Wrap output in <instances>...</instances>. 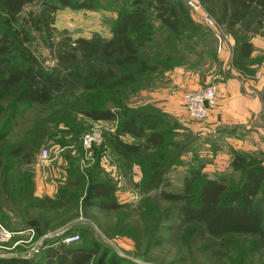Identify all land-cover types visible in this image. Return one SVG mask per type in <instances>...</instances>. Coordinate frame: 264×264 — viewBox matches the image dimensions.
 <instances>
[{
    "label": "trees",
    "instance_id": "1",
    "mask_svg": "<svg viewBox=\"0 0 264 264\" xmlns=\"http://www.w3.org/2000/svg\"><path fill=\"white\" fill-rule=\"evenodd\" d=\"M38 1H41L39 11L24 13L25 8ZM105 1L104 4L103 0L102 3L101 0H0V176L7 179L15 171L21 173L19 189L8 196H17L18 205L25 202L22 208L27 213L10 209L0 197V223L14 233L33 229L40 236V219L30 217L29 210H58L68 202L74 203L82 191L81 204L85 208L97 207L105 212L124 208L116 198L115 181L99 169V155L92 170L86 171L87 183L84 175L76 173V163L68 160L66 185L53 198L37 197L30 180L32 173L26 168L35 164L37 148L45 137L39 135L40 142L29 144L11 146L7 142L28 110L51 105L66 90H77L85 96V100L78 101L79 113L84 118L116 123L114 132L104 135L103 151H98L109 148L118 159L119 168L138 164L142 169L138 185L141 194L159 190L160 198L176 208L178 221L187 227V235L198 233L211 240L244 238L247 243L240 250L243 256L264 251V165L234 152L228 177L207 178L199 167L184 178L181 192L166 193V173L179 163L183 150L173 139L180 130L190 136L189 140L196 137L184 127L179 129L180 124L174 118L153 107H125L130 98L153 88L154 77L181 66L180 60L186 55L202 60L205 56L217 63L215 49L210 51L211 44L203 39L208 30L205 33L206 29L191 16L182 0ZM199 1L205 6L213 2ZM221 2L219 20L226 23L234 40L232 66L247 69L253 48L245 33L246 22L248 19L252 22V18L256 24L262 22L264 0ZM65 9L114 12L110 37L96 35L72 40L59 33L54 43L55 14ZM241 27L243 31H237ZM37 37L54 56L55 67H46L33 52L32 42ZM104 102L108 107L102 105ZM234 174H241L239 183L231 179ZM68 189L71 191L67 192ZM74 232L79 233L77 243L64 245L59 237L44 242L42 251L29 259L18 255L0 257V264H135L85 229L77 227L64 236H72Z\"/></svg>",
    "mask_w": 264,
    "mask_h": 264
},
{
    "label": "rangeland",
    "instance_id": "2",
    "mask_svg": "<svg viewBox=\"0 0 264 264\" xmlns=\"http://www.w3.org/2000/svg\"><path fill=\"white\" fill-rule=\"evenodd\" d=\"M103 1L105 4L106 1ZM182 1L186 6V0ZM40 4L41 1H38L32 6H28L25 8L24 13L39 11ZM206 6L203 5L208 14L221 27L222 32L226 36V42L234 41L232 35L228 32L226 23L219 20L221 17L220 8L222 7L221 0H213L207 8ZM108 13L111 12L106 10L98 12H73L68 9L58 11L55 14V41L53 42H57L59 33H65L72 40L79 38L91 39L96 35L108 39L112 23L110 16H107ZM113 14L115 13L113 12ZM191 16L193 17V15ZM252 19V22H249L251 19H248V22H246L248 23V31L245 33L251 40L259 37L260 41H264V19L259 24L254 23L255 18ZM239 30L243 31L242 27L237 31ZM203 39L204 41H208L206 43L211 44L210 51L214 49L216 52L218 51L217 43L209 31ZM31 48L36 56L44 62L46 67H55L56 61L54 56L45 47L39 37L32 42ZM251 60L252 62L246 65L247 69H235L240 71L243 76H251L253 70H250V66L261 64L263 57L257 56ZM180 64L181 66L173 68L158 77H154L156 80L153 84L151 83L152 81L149 84H152L153 88L161 87L166 81V75L179 68L206 74L212 67L215 70H219V72L223 67L220 62L214 63V61L205 58V56L204 60H202L195 55H186L180 60ZM251 78L253 79L254 77L251 76ZM210 84H214L213 81ZM83 94L82 91L66 90L63 94L57 96L51 105L34 106L18 121V125L9 136L7 142L11 146L20 143L29 144L30 142H40L37 141L39 135H42L43 138L45 137L40 142L39 148H37L38 155L36 162H39V155L42 151L46 150L49 152V164H52L54 169L58 168V173L61 174V177L56 180V183H58L56 192H58L63 184L64 186L66 185L67 178L66 172V177L62 182L63 168L56 165L60 158L63 160L67 159V166L68 160L74 161L76 163L75 166L78 167L76 173L84 175L85 183H87L89 178L86 177V171L92 170V165L96 163V157L99 155V169L105 176L109 175L112 181H115L117 199H120L123 205H125L124 208L116 212L101 211L97 207L85 208L81 204L82 191L79 192L78 199L74 203L68 202L58 210H46L44 212L35 211L34 209L29 210L28 215L30 217L38 216L40 219L42 234L37 236L34 231L33 238L31 234H24L27 239H24V242L16 246V248H10L13 245L14 238L6 243H0V257L18 255L29 259L42 251L46 246L44 242L55 240L59 237H68L64 236L66 235L65 233L79 227L91 232L103 245L135 264H264V251H259L251 256H243L241 254L243 250H240L247 243V240L244 238L227 237L211 240L198 233L187 235V227L181 225L178 221L176 208L160 198L159 190L144 195L141 194L138 186L142 179L141 167L134 163L132 166L126 165L124 168H119V164H117L118 159L110 152L109 148L106 147L104 150L107 151L102 152L104 135L106 137L111 125L116 127V123L93 122L84 118L79 113L81 106H78L79 100H85ZM135 98L136 95L130 98L129 101H126L125 107L130 109L142 106L153 107V110L155 108L162 114L173 118V116L163 112L152 104L136 105ZM102 105L108 107V104L105 102ZM177 123L180 124L179 129L184 127L196 139L189 140L190 136L184 130L177 132V137L173 139L174 142L183 146V150L180 151L179 163L172 166L166 173L165 181L168 183V186L164 188L166 193L181 192L184 178L191 170H197L199 167H201L202 173L207 178L219 179L225 176L228 177L231 174L229 165L234 152L246 154V157L255 158L264 165V114L256 119L250 127V130L254 129L252 133H256V137L250 141L249 150L237 151L229 148V145L227 146L229 142L225 140L231 135L229 131L224 132L223 135L206 131L195 133L194 130L201 131L197 130V128L202 127L198 122L189 123L186 119L183 122L177 121ZM194 125L197 127L196 129L192 128L195 127ZM187 126H192V130L189 128L188 130ZM96 128L101 132L103 142L99 148H93L89 160L88 157H85V152L81 146V139L84 135L97 130ZM236 132H240V134L243 132L244 134L245 127L240 128ZM8 144L5 145L6 150L7 146H9ZM99 149L102 150V153L98 151ZM35 164L31 168H26L32 173L28 174H30V180H33L34 187L36 178L34 174ZM134 167L138 168L139 173H137V176L132 172L134 171ZM112 171L115 173L112 174ZM240 175L234 174V177L231 179L235 183H239L241 179ZM116 177H119V180H116ZM21 179L23 180L19 171H15L7 179L1 175L0 197L3 203L10 209L15 211L19 209V211L21 210L26 213L22 208L25 202L20 203V207L17 196H8L14 189H19L18 184ZM69 191L71 189L67 190V192ZM262 198L260 199L262 200ZM24 213L23 216L29 219L30 217L24 215ZM0 225L3 226L1 223ZM72 234L79 236V233L74 232Z\"/></svg>",
    "mask_w": 264,
    "mask_h": 264
},
{
    "label": "crops",
    "instance_id": "3",
    "mask_svg": "<svg viewBox=\"0 0 264 264\" xmlns=\"http://www.w3.org/2000/svg\"><path fill=\"white\" fill-rule=\"evenodd\" d=\"M107 16H110L112 20L116 18L113 13H108ZM250 43L253 48L250 59L257 56L263 57L261 64L250 66V70H253L251 75L254 77L253 79L251 76H243L240 71L232 66L234 41H227L224 43L223 48L216 52V58L223 66L220 72L213 67L206 74L182 68L175 69L166 75V81L161 87L140 92L135 98L136 105L152 104L173 116L177 121L183 122L187 119L189 123H196L187 115L183 104V96L186 93L203 89L213 81L217 90L216 105L210 110L204 121L198 122L203 128H197L194 125L195 127L187 126V129L192 127L201 130L199 132L194 130L195 133L206 131L209 133L215 132L219 135L229 131L231 135L225 139L229 142L227 144L229 148L237 151L249 150L250 141L256 137V133H252L254 129L250 130V127L256 119L264 114V41H260V38L256 37ZM242 127H245L244 134L243 132L241 134L236 132ZM114 128L111 125L109 132L112 133ZM124 140L130 142L127 138ZM49 163V161L45 163L39 161L34 166L36 177L34 190L37 197L53 198L57 193L58 183H56V180L61 177V174L58 173V168L54 169L53 165ZM56 165L63 168V182L67 172V159L60 158ZM133 170L132 172L137 176V173H139L138 168L134 167ZM114 173L112 171V174ZM118 178L116 177V180H119ZM115 195L117 198V191ZM117 200L120 204H123L120 199ZM13 238V245L10 248H16L20 242L27 239L25 235H17Z\"/></svg>",
    "mask_w": 264,
    "mask_h": 264
},
{
    "label": "built area",
    "instance_id": "4",
    "mask_svg": "<svg viewBox=\"0 0 264 264\" xmlns=\"http://www.w3.org/2000/svg\"><path fill=\"white\" fill-rule=\"evenodd\" d=\"M186 7L190 10L191 15L197 22H199L206 30H208L215 39L218 51H220L224 43L226 42V36L222 32L221 27L215 22V20L208 14L199 0H186ZM217 90L215 84H209L203 89L186 93L183 96V104L187 111L188 117L194 122H202L208 117L211 109L216 105ZM91 133L86 134L81 139V146L85 152V157L90 160V153L93 148H99L102 144L101 132L98 128ZM39 161L45 163L49 161V152L44 150L39 155ZM30 235L34 236V230L28 229L23 232L14 233L5 229L0 225V243H6L17 235ZM26 236V235H25ZM31 238V239H32ZM30 239V241H31ZM79 241L78 235H72L64 237L62 244L71 245ZM24 241L20 242L23 243Z\"/></svg>",
    "mask_w": 264,
    "mask_h": 264
}]
</instances>
